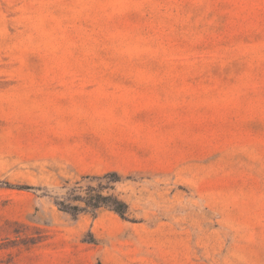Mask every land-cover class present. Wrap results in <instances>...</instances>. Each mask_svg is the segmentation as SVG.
I'll list each match as a JSON object with an SVG mask.
<instances>
[{"label": "rangeland", "instance_id": "rangeland-1", "mask_svg": "<svg viewBox=\"0 0 264 264\" xmlns=\"http://www.w3.org/2000/svg\"><path fill=\"white\" fill-rule=\"evenodd\" d=\"M0 264H264V0H0Z\"/></svg>", "mask_w": 264, "mask_h": 264}, {"label": "trees", "instance_id": "trees-1", "mask_svg": "<svg viewBox=\"0 0 264 264\" xmlns=\"http://www.w3.org/2000/svg\"><path fill=\"white\" fill-rule=\"evenodd\" d=\"M121 204H123V203H121ZM90 206L95 208L98 206V202L97 201H93V202L91 201ZM116 210H119V209H116Z\"/></svg>", "mask_w": 264, "mask_h": 264}]
</instances>
